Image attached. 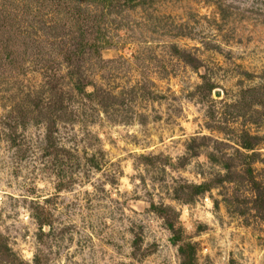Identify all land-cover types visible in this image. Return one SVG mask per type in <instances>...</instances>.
Returning a JSON list of instances; mask_svg holds the SVG:
<instances>
[{
	"label": "rangeland",
	"instance_id": "rangeland-1",
	"mask_svg": "<svg viewBox=\"0 0 264 264\" xmlns=\"http://www.w3.org/2000/svg\"><path fill=\"white\" fill-rule=\"evenodd\" d=\"M245 134L264 185V0H0V264H264Z\"/></svg>",
	"mask_w": 264,
	"mask_h": 264
},
{
	"label": "trees",
	"instance_id": "trees-1",
	"mask_svg": "<svg viewBox=\"0 0 264 264\" xmlns=\"http://www.w3.org/2000/svg\"><path fill=\"white\" fill-rule=\"evenodd\" d=\"M50 2H68V1H78V0H48ZM86 1V0H85ZM93 1H97V2H101L102 4H106L108 3L109 0H93ZM83 25V24H82ZM81 25V26H82ZM80 26V31L79 34L77 36V38H73V42L71 47L69 48L68 51V57L69 59L74 58V57H80L82 56L87 50L89 49H93L95 51H97V48L105 45L104 41L105 40V35L103 34L101 28L99 26H96V29H92L91 30L93 32L90 33L91 36H93L92 40L93 42H100L101 45H99L98 43H89V39L87 38V34L89 33L87 30L81 28ZM7 57H11V54H7ZM67 57V58H68ZM185 61L187 64L192 65V67L197 68L198 65L195 64V61H197L195 58L191 57L190 55L184 57ZM78 90L83 92V88L80 86H77ZM253 92L252 90H249L248 93ZM88 97L93 96L92 94L88 93L87 94ZM244 101H246L245 99H243ZM244 103H242L243 105ZM240 148H242L243 150H246L247 153H243L240 149L236 150V153L239 155V158L242 160V163L246 164L247 168L245 169V174L247 181L252 185L253 190H254V199H253V205L254 208L256 210H261V208H264V185L261 182H258L254 175H253V170L251 169L250 166V162H254L255 158H256V154L254 152H252L255 148H254V142L250 139V135L245 134L243 137H241L240 139V143H239ZM251 152V153H250ZM233 158L230 157L228 158V160H226L222 165L224 166L225 170L228 171V174H230V179H232V177H234L233 173H236L235 169H233ZM197 195L202 194L207 190V186L206 185H199V186H193ZM161 212L164 211L163 208L158 209ZM168 227L170 228V230L174 233H177V231L175 230L174 226L172 223H168ZM0 253L3 255H11L13 257H15V255L13 253H11L10 248H8L7 244L4 243V241H2L0 239ZM179 238L176 236V234L173 236L171 242L174 245H178L179 243ZM194 247L191 244H187L186 246H180L179 247V253L183 259L181 264H194ZM14 263V262H13ZM15 264V263H14ZM20 264H23L22 261H20Z\"/></svg>",
	"mask_w": 264,
	"mask_h": 264
}]
</instances>
